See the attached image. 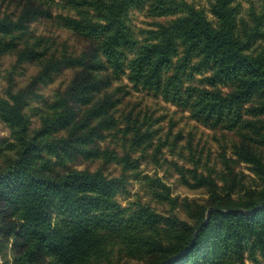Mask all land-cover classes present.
Segmentation results:
<instances>
[{
    "label": "trees",
    "instance_id": "1",
    "mask_svg": "<svg viewBox=\"0 0 264 264\" xmlns=\"http://www.w3.org/2000/svg\"><path fill=\"white\" fill-rule=\"evenodd\" d=\"M148 0H29L17 17L0 15V58L15 48V39L32 17H51L44 9L61 4L62 26L90 42L91 51L77 60L56 58L32 84L65 65L78 68L64 91L39 114L30 130L25 114L32 90L10 89L0 97V119L13 137L11 154L0 166V257L11 264H244L259 251L264 258V10L240 15L235 0H210L205 11L184 0H150L152 17L174 15L166 23L137 35L128 13ZM36 44L18 62L44 56ZM208 70L202 85L195 73ZM135 89L152 91L190 113L197 123L235 131L230 149L236 159L221 155L224 168L189 170L208 198L185 204L194 222L181 219L170 202L162 213L138 201L122 205L127 194L126 169L136 160L99 149L93 139L117 125L122 77ZM31 86V85H30ZM102 94L99 96V93ZM130 119V115L128 116ZM139 129V127H138ZM151 137V133H140ZM78 157H99L122 165L119 175L101 166L67 165ZM251 165L256 178L245 180L232 163ZM136 163V164H135ZM181 173H182V168ZM252 181V182H246ZM159 197L174 201L169 191Z\"/></svg>",
    "mask_w": 264,
    "mask_h": 264
},
{
    "label": "rangeland",
    "instance_id": "2",
    "mask_svg": "<svg viewBox=\"0 0 264 264\" xmlns=\"http://www.w3.org/2000/svg\"><path fill=\"white\" fill-rule=\"evenodd\" d=\"M40 1V0H39ZM59 2V0H55ZM197 8L205 11L210 20H214L209 12L210 0H184ZM29 0H0V15L9 14L14 18L19 16L28 6ZM146 1L141 7H133L129 10L128 18L131 28L137 35L143 30L155 28L158 23H166L174 19V15L152 17L148 12ZM240 8V15L247 17L251 8L261 12L264 10V0H235ZM44 9L50 10L51 17L38 15L25 22V29L15 39V49L4 53L0 58V97L12 89L13 91L25 90L30 95L27 97L25 114L29 119V128L33 130L40 125L39 114L44 107L52 102L58 93L65 90L78 68L65 65L57 71L49 73V77L43 80L32 81L39 72H43L47 66L50 52L56 58H69L77 60L79 56L91 51L90 42L75 32L62 26L59 14H67V9L61 4L52 5L50 8L43 4ZM36 44L35 50L44 56L38 59H26L18 62L19 55ZM208 74V70L195 73L194 84L202 85V78ZM31 85V86H30ZM118 96L122 100L117 105L114 116L117 125L93 139V145L102 150H109L118 156L128 155L136 160L134 169H126L127 194H117L116 200L122 205L128 202L140 201L156 208L159 212H170V202H175L174 211L181 219L194 222L191 213L186 211L185 204L193 206L195 203H203L208 198L206 189L197 186L189 170L197 164L198 174H207L211 168L219 173L224 165L221 155L229 159H236L231 153L232 141L238 140L235 131L217 128L211 130L190 118L186 109H181L155 96L152 91L135 89L124 76L120 83L113 82L109 88L115 93L117 86ZM103 90L99 93L102 94ZM130 115V119L128 116ZM139 127V129H138ZM141 133H151V137H140ZM13 137L5 122L0 119V166L4 165L5 155L13 151L6 146L12 142ZM13 154V153H12ZM232 163V162H230ZM136 164V163H135ZM67 165L82 169L88 167L95 169L101 166L104 172L117 176L122 170V165L115 162L103 163L99 157L85 159L78 157L69 161ZM234 172L238 176L243 174L245 180L256 178L251 171V165L245 162L232 163ZM182 168V173L181 169ZM252 182V181H246ZM169 191V196L174 199L164 200L159 197V191ZM170 201V202H169ZM12 253L9 261L5 263L0 257V264H11ZM120 264H144L135 260L125 261ZM244 264H264V258L259 251L255 252L253 259L248 254Z\"/></svg>",
    "mask_w": 264,
    "mask_h": 264
}]
</instances>
